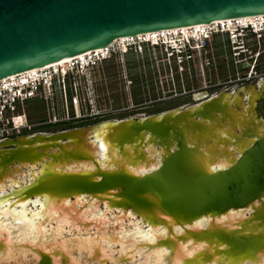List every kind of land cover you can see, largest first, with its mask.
Wrapping results in <instances>:
<instances>
[{"label": "water", "instance_id": "obj_1", "mask_svg": "<svg viewBox=\"0 0 264 264\" xmlns=\"http://www.w3.org/2000/svg\"><path fill=\"white\" fill-rule=\"evenodd\" d=\"M261 15L264 0H0V79L105 49L121 38ZM221 95L185 110L172 109L160 118L103 120L1 140L0 182L8 168L32 165L42 156L48 158V167L60 168L92 160L94 170L89 173L44 170L17 196L27 198L28 204L36 198L45 202L39 223L54 228L62 222L63 228L92 230L96 240L110 228L102 218H87L83 208L72 203L78 195L124 215L129 211L145 226L166 229L168 237L156 242L164 247L165 239L173 241L167 246L166 264H179L173 255H186L184 248L198 249L193 252L194 264H264V121L260 127L251 126L241 111L219 101ZM248 104L246 110L254 112L255 103ZM102 124L103 143L120 157L137 161L128 147L147 142L163 151L154 168L136 176L127 172L128 162L113 163L111 169L99 166V144L92 143L93 150L86 152L83 140L87 131ZM226 124V136L234 140V147L227 150L217 145V129ZM224 139L222 143L232 144ZM222 156L230 159L229 164L211 169ZM47 171L50 177H45ZM48 200L54 202L52 214L45 211ZM230 211L242 213L219 219ZM201 219L207 221L204 228L192 226ZM123 224L118 219L113 231ZM174 227L180 234L169 236ZM7 240L6 233L0 235V250L8 248ZM22 246L36 255V264H75L69 252L57 248V241L44 249ZM105 257L94 253L87 259L106 264Z\"/></svg>", "mask_w": 264, "mask_h": 264}, {"label": "rangeland", "instance_id": "obj_2", "mask_svg": "<svg viewBox=\"0 0 264 264\" xmlns=\"http://www.w3.org/2000/svg\"><path fill=\"white\" fill-rule=\"evenodd\" d=\"M223 29H225V27L215 28V26L205 29L216 32V36H211L209 39L201 38L199 35L200 33H192L194 37H200L201 44L205 41L206 46L203 48L199 47L197 51L193 53L192 59L182 63H180L179 60L174 61L169 55H164L161 47H153L151 44L141 43L143 38L146 39L145 37L113 43L106 50H103L104 53L101 51V58H99L100 54L98 55V53H95L98 57L95 65L93 64L83 71H79L78 67L77 70H68L69 76L71 72H74L69 80L70 85L68 82L65 86H53L45 90L44 100L41 95L32 100L33 113L30 116L31 122L40 123L45 120H51L54 123L35 126L31 131L25 133L54 131L65 127L66 129L77 127V125L79 127L92 125L103 120L124 119L132 113L122 110L121 108L131 106V104H135L138 100H150L154 96H160L162 101L160 103H148V105H146L147 107L141 110L144 111L142 115H147L155 110H166L192 105L194 100L186 96L189 92L208 90V93H216L218 90L224 89L225 87L231 89L236 88L235 84H228L225 87H221L223 85L222 82L230 78L232 79L237 72L238 75L241 76V64L242 62L248 61L246 48L253 47V41L256 42L257 51L261 53V56L255 62L256 54H253V59L250 62V69L254 63L260 64L262 66L261 68H264V56L262 55L264 52V34H262L261 39H259V37H254L246 40L243 52L239 54L240 51L234 50V48H232L233 44H230V42V47H228L225 32H218ZM160 37H157L156 40L151 38H147L146 40L151 39V42H155L159 40ZM168 37H170V35L167 37L163 36L159 41L166 40ZM182 39L185 41L187 40L185 38ZM232 42L234 41L232 40ZM138 44H140V48L137 46ZM92 55L93 54H91V56ZM105 55L106 58H102L105 57ZM242 56L246 59H241ZM88 57H86V59H88ZM93 58L95 59L94 56H92V59ZM77 61L80 62V60ZM70 64L64 67V70L70 69ZM61 68L63 70V67ZM214 84L220 85L215 86L216 89L212 88V90H210L211 87L209 88V86ZM70 87L72 92L69 93ZM74 89L75 92L73 91ZM204 95L205 93L197 94L195 96V99H197L196 101L202 99ZM72 96H76L77 98L76 106H72ZM114 109L119 110L115 111ZM102 112H106L105 116H100ZM80 113H84V115H82L81 118H76V115ZM97 114H99L100 117H98ZM135 151V148L132 149L133 153ZM128 161L134 163L135 159H127V157L121 156L116 158L115 163L122 164ZM51 175L49 171L45 172V177H50ZM53 203L54 202L49 203L45 209V211L47 210L50 214H52V207H54ZM59 223L61 222L55 225L57 226ZM108 227L110 228L108 232L111 235L114 234V228L111 227V225H108ZM9 229V225H3L0 227V235L6 233L7 236H9ZM118 229L119 227H117V230ZM91 231L88 230V232ZM75 232L76 231H71L69 233H64L62 235L64 237H56L47 240L29 241L26 239V241L12 242L10 240L13 238H8V248L6 247L7 249L0 250V264H36V255L27 247L22 246V244L39 245L44 249L45 247L49 248L54 241L58 242L59 246L57 248L60 251L70 253L71 260L75 264H82L79 262L78 255L76 254L77 252H74L76 249H80V253L82 252V254L87 257L94 253H101L104 255V251L101 249L100 245H91L90 242L86 241V235L78 237L80 239L79 242H70L69 238L74 236L73 234H75ZM46 236L47 234L44 233L41 238ZM93 236H91V238H93ZM165 241L167 246H173L171 238H167ZM167 246L162 247L164 253L168 248ZM194 247H197V245ZM184 249H186L188 253H186V255L179 253L178 257L173 255L175 256V260L177 259V262L180 264H194L192 261L194 256L193 252H198V249ZM168 252L167 250L166 253ZM127 256L129 257V255ZM184 260L187 261L184 262Z\"/></svg>", "mask_w": 264, "mask_h": 264}, {"label": "bare ground", "instance_id": "obj_3", "mask_svg": "<svg viewBox=\"0 0 264 264\" xmlns=\"http://www.w3.org/2000/svg\"><path fill=\"white\" fill-rule=\"evenodd\" d=\"M264 22V15L261 16H250V17H241V18H235V19H227V20H221V21H215L209 24H197L193 26H185V27H179V28H173L163 31H157L152 32L149 34H143L136 37H127V38H121L116 40L115 42H122L125 40H134L136 38H151V39H157V37H167L170 35V37H175L178 35L185 36L184 38L187 39L188 37H193L192 33H200L204 31L205 29L212 28L216 25H224V26H230L231 29H234L236 24H246V23H252L255 25H258L259 23ZM184 31V32H183ZM172 34V35H171ZM192 35V36H191ZM201 36V35H200ZM114 42V43H115ZM108 48V47H107ZM100 49L95 50L92 52H86V53H80L76 55L75 57H71L66 60L58 61L52 64L44 65L38 69H32L25 72V74H30L31 76H37L39 73H42L43 70L57 67H64L68 66L72 60H80V62L83 63V65H86V57L92 56L95 57V59L98 57L96 56L100 54L101 51L106 50ZM235 50H238L235 49ZM104 53V51H103ZM91 56V57H92ZM11 78H14V75L11 76ZM5 80V79H3ZM260 86V90H264V79H261L258 82ZM254 86H249L248 88H242L243 96H241V99L238 98V94L235 96L233 100H231V93L228 94H222L221 98L219 99L220 102L223 99L226 104H229V106L235 108L236 106H241V111H243V114L246 116L245 118L249 121L253 118V112L250 110L249 115L246 112V108L243 105L242 98L250 93V95L253 94ZM257 97H250L249 102H253ZM231 102V103H230ZM74 104V103H73ZM77 105V101H75V105ZM249 108V107H248ZM232 109V108H231ZM177 111H174L173 114H175ZM162 115L156 116V118H160ZM257 116V115H256ZM240 117H238L239 119ZM117 121V120H114ZM110 124V123H105ZM102 124L100 126H96L95 128H91L90 131H87L84 136V147L85 151L88 152L93 150V144L97 142L100 146V151L98 152L100 159L98 161L99 166H106L108 169H111L113 163H115L116 158L120 157V155L117 153V150L113 149L111 151L107 150L106 144L102 141V135L105 131V128L102 126L105 125ZM260 127V124H258ZM229 128L226 125H219V129H217V135H220L217 137L219 139L218 148L224 147L225 150L230 149L232 147V144L226 145L225 143L222 144V139L229 140L228 137H226V134H228ZM264 131V130H263ZM224 136V137H222ZM224 139V140H225ZM92 141V142H91ZM211 142V140H210ZM209 142V143H210ZM230 142V140L228 141ZM93 143V144H92ZM135 146H129L128 150L132 151ZM136 153H132V155H135L134 158H136L137 161H135L133 164L128 161V170L127 172L131 175H138L141 176L147 171L154 168L155 159L157 157H160L163 151H157L156 148L150 144L149 142L144 143L142 146H139V148H135ZM205 150V149H203ZM84 151V153H85ZM131 153V152H130ZM131 155V156H132ZM218 161L211 166V169H219L224 168L229 163V158L219 157ZM125 160V159H124ZM50 163V162H49ZM48 158L45 156H42L38 159V162H34L32 165L29 163L25 164H18L17 166L10 167L3 173V178L0 182V227L8 226L9 225V236L8 238H13L10 241H26L28 239L31 240H47V239H54L56 237H64L62 236L64 233H69L71 231H76L74 236L70 237V242H79L80 239L78 237L82 235H86V241L90 242L91 245H100L101 249L104 251L105 257V263L108 262V264H117L119 260H122V263L118 264H166L165 258L168 253L166 249V252L164 253L162 250V245L156 244L157 239L168 237L166 233V229L162 227H152V226H145L144 224H141L140 220L134 219L130 212L128 211L126 215L122 212V210H116L114 208L107 207L105 203L98 204L95 200L88 199L86 196H77L75 200L72 202L76 206H81L83 208L84 213L86 214V217L89 219H95V218H102L104 220V223L106 224V227L108 225H111V227L114 226L115 222L119 219L121 223L124 222L123 225H119V229L117 230V233L110 234L108 231L106 233L101 234L99 239L96 240L95 238H91L93 236V232H85L81 230L80 228L77 229H71L68 226L62 227V222L59 223L54 228H50L48 224H41L39 223L41 214L44 209L45 202L43 200H40L39 198H36V200L30 201L26 199H19L17 194L28 184L31 183L35 177H39L38 174L43 172L44 170L53 169L60 171H81L89 173L94 170V164L92 160H88L87 162L83 163H68L67 165H64L63 168L56 167V166H49ZM18 198V199H17ZM16 199V200H15ZM40 200V201H39ZM49 202V200H48ZM66 205L69 204L66 200ZM47 206V205H46ZM242 212H228L227 215L221 216L219 219L223 220L226 219V217H237L240 216ZM43 216V215H42ZM124 219V221H122ZM206 219H201L197 222H194L192 225L196 228H204L206 226ZM66 228V229H65ZM71 229V230H69ZM44 231V232H43ZM181 230L178 227H174L173 230H171L172 235L180 234ZM47 234L46 237H43V235ZM42 234V235H40ZM114 235L116 236V239H114ZM67 238V237H66ZM27 240V241H28ZM93 242V243H92ZM73 247V246H72ZM98 247V246H97ZM186 247V245L184 246ZM161 248V249H160ZM80 249L74 250V252H77L79 262L82 264H102L101 261H93L90 259H87L88 257L82 252L80 253ZM162 250V253H161ZM129 255V257L127 256ZM180 264V263H179Z\"/></svg>", "mask_w": 264, "mask_h": 264}, {"label": "built area", "instance_id": "obj_4", "mask_svg": "<svg viewBox=\"0 0 264 264\" xmlns=\"http://www.w3.org/2000/svg\"><path fill=\"white\" fill-rule=\"evenodd\" d=\"M262 24H264V22L259 23L258 26ZM248 25H253L254 28L256 27V25L252 23H246L244 25L236 24L235 26L247 27ZM222 27H225L223 31L229 30L231 32V35L233 36L231 40H233L235 34L231 27L224 25L215 26V28ZM86 60L87 62H92L91 55ZM78 63L80 70L83 71L86 66H84L81 62L72 60L71 64L69 65L70 69L67 70H62L61 67H57L56 69L49 68L43 70L42 73H39V75L34 77L30 74H25V71L14 74V78H11V75L0 79V141L14 137L15 135H19L23 132L25 133L30 131L35 126L42 125L44 123H54L51 120L40 123L31 122L30 116L33 113L32 100L39 95H41L42 99L44 100V95L46 92L45 90L50 89L53 86H65L68 84V82L70 85L69 80L74 72H71V75L69 76L68 70L75 69L78 66ZM52 76H56V78L53 80ZM73 91L75 92V89ZM70 92H72L71 87L69 88V93ZM71 99L73 106L75 105L77 98L76 96H72ZM82 115H84V113L76 115V118H81Z\"/></svg>", "mask_w": 264, "mask_h": 264}, {"label": "flooded vegetation", "instance_id": "obj_5", "mask_svg": "<svg viewBox=\"0 0 264 264\" xmlns=\"http://www.w3.org/2000/svg\"><path fill=\"white\" fill-rule=\"evenodd\" d=\"M253 47H250V48H246V50H247V53H246V55H247V58H248V61L247 62H242V64H241V67H240V69H241V76H239L238 75V72L237 73H235L234 74V76H233V78L231 79H228V80H226V81H224V82H222L223 83V85H222V83H221V87H225V86H227L228 84H231V85H236V88H234V89H231V88H224V89H221V90H218L216 93H208V90H205V91H203V90H201V91H193V92H189L186 96H188L191 100H194V102H193V104L192 105H189V106H183V107H179L181 110H185V109H187L188 107H192L193 105H196V104H198V103H200V102H202V100H206V99H208V98H211V97H213V96H220V93H222V94H228V93H231V100H233L234 98H235V96L238 94V98L239 99H241V96H243V91H242V88H248L249 86H254V90H253V94L252 95H250V93L249 94H247L246 96H244L243 98H242V100H243V105L246 107H249V104H248V102L250 101V97H257L255 100H253V103H255V106H256V110H257V108L259 109V110H261L262 111V114H260V113H258L256 110L253 112V118L252 119H250L248 122L250 123V125H251V123L253 124V125H257V124H260L262 121L261 120H263L264 121V92L263 93H261V91H260V86H259V84H258V82L261 80V79H264V68H261L262 66L260 65V64H253L252 66H251V69H250V62H251V60L253 59V54L255 55L256 54V56H255V62L257 61V59L261 56V53L259 52V51H257V46H256V42L255 41H253V45H252ZM255 48V49H254ZM243 55V54H242ZM262 55L264 56V52L262 53ZM241 59H246L244 56H242V58ZM82 63V62H81ZM83 64V63H82ZM263 70V71H262ZM217 85H220V84H217ZM217 85H210L209 86V88L211 87V89L210 90H212V88H214V89H216L215 88V86H217ZM140 91V90H139ZM179 92H181V91H179ZM202 93H205V95H204V97L202 98V99H199L198 101H196L197 99H195V96L197 95V94H202ZM180 94H182V93H180ZM170 95V94H169ZM164 98V97H163ZM162 101V99H161V97L160 96H154L153 98H151L150 100H144V101H142V100H138L137 102H135V104H131V106H126V107H123V108H121L122 110H126V111H129V112H131L132 114L131 115H128V117H133V118H145V117H148V116H155V115H162V114H164V113H166V112H168V111H170V110H172V109H166V110H155V111H153V112H151V113H148L147 115L145 114V115H142L143 114V112L144 111H141L142 109H145L147 106L146 105H148V103H150V104H153V103H160ZM196 101V102H195ZM222 101V103H226L223 99L221 100ZM231 103V102H230ZM228 106H229V104H227ZM230 108H232L233 109V107H231L230 106ZM241 106L240 105H238V106H236L234 109H236V110H238V111H241ZM173 109H175V108H173ZM115 111H118L119 109H114ZM108 111V110H107ZM106 111V112H107ZM106 112H102L101 114H100V116H105V113ZM110 112V111H109ZM246 112H247V114L249 115V111H247L246 110ZM241 113H243V111H241ZM98 115V117H100L99 116V114H97ZM135 115V116H134ZM244 115V114H243ZM257 115V116H256ZM240 116V115H239ZM241 116H242V114H241ZM245 116V115H244ZM128 117H126V118H128ZM246 117V116H245ZM125 119V118H124ZM42 122H47V120H45V121H42ZM47 123H44V124H42V125H46ZM253 125H251V126H253ZM226 126H227V124H226ZM76 127V126H75ZM77 127H79L78 125H77ZM228 127V126H227ZM72 128H74V127H72ZM64 129H66V127L65 128H61V129H59V130H64ZM59 130H54V131H37V132H44V133H46V134H48V133H52V132H55V131H59ZM31 131V130H30ZM34 133H36V132H30V133H21V134H27V135H31V134H34ZM21 134H19V135H21ZM15 136H17V135H15ZM222 137H224V136H222ZM227 137V136H226ZM237 137L240 139L239 141L241 142H244V136L242 135V133H240V132H238L237 133ZM225 138V137H224ZM229 138V140L231 141V143H232V148L234 147V140L232 139V137L230 138V137H228ZM228 141V140H227ZM213 142V140L210 142V143H212ZM222 142H224V141H222ZM217 144H219V141H218V143ZM223 144L224 143H222L221 145L223 146ZM226 145L228 144V143H225ZM204 147L202 146L200 149H201V151H203L202 149H203ZM159 157H157V159H158ZM118 263H122V260H119L118 261ZM117 263V264H118ZM106 264H108V262L106 263Z\"/></svg>", "mask_w": 264, "mask_h": 264}, {"label": "clouds", "instance_id": "obj_6", "mask_svg": "<svg viewBox=\"0 0 264 264\" xmlns=\"http://www.w3.org/2000/svg\"><path fill=\"white\" fill-rule=\"evenodd\" d=\"M234 29H238V27H235ZM241 31L240 33L242 34V36L240 37H234L233 38V43L234 45H236V47L238 48L239 54L241 52H243V48L246 45L245 41L250 39V38H254V34L252 33V30L250 28H239ZM215 31H210L208 34V38L209 39L211 36L215 35ZM262 34H264V26L261 27L260 30V38H262ZM254 36V37H253ZM197 42V40L193 37L188 38L186 41L184 39H182L180 41V45L176 50H170L171 51V55H169L174 61L179 60L180 63L185 62L187 60L192 59L193 57V53L197 51V48H194V44ZM204 46H206V42L203 41V43L201 44V48H203ZM56 78V76H52V79L54 80Z\"/></svg>", "mask_w": 264, "mask_h": 264}, {"label": "trees", "instance_id": "obj_7", "mask_svg": "<svg viewBox=\"0 0 264 264\" xmlns=\"http://www.w3.org/2000/svg\"><path fill=\"white\" fill-rule=\"evenodd\" d=\"M216 36V35H215ZM254 37V36H253ZM226 42H227V45H228V47H230V44H229V40H228V38H226Z\"/></svg>", "mask_w": 264, "mask_h": 264}]
</instances>
